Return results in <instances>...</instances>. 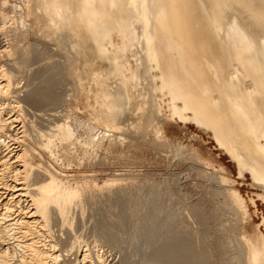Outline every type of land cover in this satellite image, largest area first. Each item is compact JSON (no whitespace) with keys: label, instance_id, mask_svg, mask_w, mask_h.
Segmentation results:
<instances>
[{"label":"rangeland","instance_id":"1","mask_svg":"<svg viewBox=\"0 0 264 264\" xmlns=\"http://www.w3.org/2000/svg\"><path fill=\"white\" fill-rule=\"evenodd\" d=\"M24 1L0 0V68L11 75L0 94V119L12 118L8 132L18 136L7 138L10 152L25 145L33 165L73 185L85 183L82 198L69 208V222L50 212L49 238L63 258L58 263L247 264L241 239L264 246V72L243 34L231 36L223 55L200 0L189 6L164 0L161 14V2L142 0L145 52L156 56L160 110L133 108L146 85L137 81L123 127L100 140L87 126L101 116L99 130L112 128L113 103H106L113 100L116 79H107L108 88L102 79L113 63L126 57L133 63L127 49L138 42L130 28L132 0H68L70 7H83L91 24L76 47L70 33L55 32L53 19L49 28L40 22L46 19L32 15L20 21ZM154 33L163 34L161 41H153ZM55 123L68 125L71 139L54 132L46 148L42 134ZM35 172L29 183L41 178ZM0 178L1 212L20 193L12 186L22 187L23 178L17 169ZM22 203L10 208L11 216L27 213ZM1 233L0 252L6 248L19 262L21 250Z\"/></svg>","mask_w":264,"mask_h":264},{"label":"bare ground","instance_id":"2","mask_svg":"<svg viewBox=\"0 0 264 264\" xmlns=\"http://www.w3.org/2000/svg\"><path fill=\"white\" fill-rule=\"evenodd\" d=\"M67 1L68 0L24 1V6L21 9L19 16L20 21L24 19V16L32 15L37 18V20L46 19L45 23H43L44 20H41L40 22H42L43 27L49 28V19H53L52 21L55 23V27H53L55 28V32L70 33L71 37H69V39L72 41V47L80 46V42L91 31V24L87 22L84 9L80 4L70 7ZM181 1L183 5L188 4L189 6V1L191 0ZM200 2L210 20L211 31L214 32L213 35L224 47V51H221L222 54L225 55L224 53H226V50H230L229 40L235 32H239L243 34L245 40L250 43L253 49V56L260 65L262 72H264V0H200ZM132 3L134 14L131 18L130 28L133 36L137 37L136 39L138 42H132L133 47L127 49L132 51L133 55H135L133 63L131 64L129 59L125 56L126 61L122 64L113 63L110 66L109 71L106 73L105 78L102 79L103 81H106L103 83L104 85H107V88L109 84L107 79H116L114 85H111L114 90H111L113 93L109 91L112 93L110 98L113 100L111 101V99H109L111 102L106 103L110 105L113 103V108H110L111 112H113L111 115L113 119L112 130L107 128L99 130L101 128V125H99L101 123V116L95 117L94 122L87 126L90 134L94 132L91 136H95L94 138L96 139L100 136V138H98L100 140L108 135L110 131H113L114 129L118 130L123 127L120 123L122 122L124 111L129 105H131L132 94L130 90L135 82L145 80L146 85L144 90L140 92V98L132 104L133 108L137 110H148L150 114L160 110L159 101L157 99L158 80L154 70L156 56L152 53L149 57L145 52L147 43H149L145 31L147 19L142 7V0H132ZM1 16L5 18L3 13H1ZM85 43L82 44L84 47ZM108 57L109 59H113L110 55ZM101 76L102 75H100V77ZM10 84L11 75L9 71L0 68V94L5 92ZM102 89L104 88L102 87ZM104 91H106V89ZM30 97L31 96H29V98ZM44 97L43 94L39 99ZM106 98H108V96ZM31 99L33 102L39 101L38 99H33V97ZM14 102L18 103V100H14ZM8 117L0 119V128L3 130L4 134L3 137L0 136V146H3L6 150L5 153H0V170H2L0 174L1 177H3L9 173L11 169H15V171L17 169L23 179L21 181L22 187L20 186L19 188L14 189L12 186V190H20V193L13 195L8 200L6 199L7 201L2 204L1 208H4V210L0 212V231L2 232V236L12 237L21 250V253H19L18 258L16 257L20 261L15 263V259L12 260L14 255L12 256L9 254L8 250L4 248L0 252V261H2L3 264H21L22 260H28L31 263L34 261L37 264H59L60 262L58 263V261L62 258L61 250L59 249L60 252L57 250V244L49 238L50 232L48 233V223L50 220V214L52 213L51 210L54 211V214L56 213V216L58 215L62 224L65 221L69 222V208L73 203H77L82 196L81 186L84 182H81V186L78 185L79 183L73 185L66 180H62L54 170L42 166L40 163L36 166L33 165L32 162L28 160V151L23 144V147L21 146L18 149L20 151L10 152L11 149L9 148L8 139H17L18 136L14 138L10 137L11 134L8 131L11 130L10 124L12 123V118L8 119ZM21 131L25 132V129L23 128ZM54 132L55 134H60L64 139L65 137L70 138L72 135V131L68 125L55 123L54 128L51 129V131L42 134L45 136V142L43 145L46 148L50 147V138L55 135ZM12 157L14 158L13 160H11ZM16 161H19V164L17 163L13 165ZM16 166H21L22 169H19V167L17 168ZM33 172L41 176V178L38 181H32L29 183V178ZM220 179L221 181L226 180L223 176H220ZM0 181H2V178H0ZM106 182L110 183L111 179H108V181L106 180ZM9 187L11 186H8L7 188ZM229 193L235 203H241L237 192L229 190ZM23 196H25V198ZM15 198H17V200H15ZM24 200L26 201L25 208H29L27 211L28 214L26 213V210H23L25 211V214L23 212L24 215L11 216L9 212L10 208H21V203ZM242 205H244V203ZM35 228L37 229L35 230ZM246 238L241 239L243 243L242 247L245 263L264 264V246H262L261 243L258 244L257 241L252 240L250 237ZM84 257L85 256L82 258L80 257V259L84 260Z\"/></svg>","mask_w":264,"mask_h":264},{"label":"crops","instance_id":"3","mask_svg":"<svg viewBox=\"0 0 264 264\" xmlns=\"http://www.w3.org/2000/svg\"><path fill=\"white\" fill-rule=\"evenodd\" d=\"M158 2H161L159 5H158V10H159V14H161V12H160V10H161V8H162V6L164 5V0H152V4H153V6H154V3L155 4H158ZM163 4V5H162ZM155 10V9H154ZM161 18H164V17H161ZM150 20H161L160 19V17H150ZM163 34H156V33H154L153 35H152V38H153V41L154 42H158V41H161V40H159L158 38L159 37H161ZM156 51V50H155Z\"/></svg>","mask_w":264,"mask_h":264}]
</instances>
